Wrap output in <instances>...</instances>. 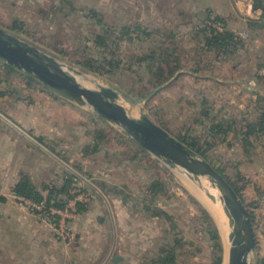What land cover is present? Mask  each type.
Returning <instances> with one entry per match:
<instances>
[{
	"label": "rangeland",
	"instance_id": "obj_1",
	"mask_svg": "<svg viewBox=\"0 0 264 264\" xmlns=\"http://www.w3.org/2000/svg\"><path fill=\"white\" fill-rule=\"evenodd\" d=\"M132 1L0 0V28L52 59L83 86L118 92L119 103L131 108L132 116L147 115L177 140L196 139L210 164L223 169L238 186L245 187V180L238 175L239 166H235L239 163L230 160L231 148L221 136H213L214 123L227 120L224 116L228 106L225 86L212 78L222 82L235 79L232 67L242 64V76L237 77L249 80L258 64L264 61V50L259 49L263 44L254 42L243 48H230L228 54L209 49L199 32L206 26L213 27L209 23L216 17L209 19L207 15H197L192 21L191 16L184 14L188 13L187 0H150L148 8L145 0ZM129 4L131 10H128ZM137 25L146 28L150 35L139 37L135 31ZM245 39L248 40L247 35ZM154 50L157 51L156 59L143 61ZM104 59L113 65L106 66ZM89 60H98V63L93 62L98 73L83 66ZM99 63L104 67L99 68ZM153 63L162 65L166 72L167 63L171 67L179 64L180 69L170 80L158 85L153 77L157 68L149 67ZM225 71H228L226 75ZM157 88L160 89L154 94ZM2 93L0 127L6 123L18 125L15 111L19 106H30L44 115L45 108L50 105L57 114L61 112L56 116V124L67 125V133L70 124L89 137L97 130L106 132L104 150H119L123 164L128 161L121 164L131 176L120 184V191L125 193L123 197H127L133 211L131 220L137 225L135 235L145 240V245L137 243L134 248L132 264H159L157 260L166 253L175 259L174 264H213L212 225L217 226L220 235L225 225L221 228L203 200L210 199L204 190L208 186L214 197L211 200L221 207L219 194L206 177L190 175L142 151L122 126L101 118L91 105L78 103L39 81L30 83L24 71L7 67L0 59ZM125 97L134 101L151 98L132 108ZM158 182L164 189L155 204L170 216V220L153 217V209L149 211L153 196L148 195V188L150 183ZM146 197L145 208L146 203L142 201ZM203 211L208 213L209 220Z\"/></svg>",
	"mask_w": 264,
	"mask_h": 264
},
{
	"label": "crops",
	"instance_id": "obj_2",
	"mask_svg": "<svg viewBox=\"0 0 264 264\" xmlns=\"http://www.w3.org/2000/svg\"><path fill=\"white\" fill-rule=\"evenodd\" d=\"M145 1L148 8L150 0ZM185 2L188 13L184 14L192 21L197 15L222 18L228 30L242 38L247 35L248 40L243 39L245 46L257 42L263 44L259 49L264 50V7L255 9L257 2L264 6V0ZM231 72L235 79L222 82L212 78L225 86L228 106H224L227 120L214 123L213 136H221L231 148L230 160L239 163L235 165L239 166L238 175L246 182L242 195L245 203L251 204L257 235L251 264H260L264 260V135L250 133L249 126L257 124L264 109V61L249 80L237 77L242 76V64L232 67ZM59 114L50 105L44 115L22 105L15 111L18 125L6 123L0 127V264H132L134 248L137 243L145 245V240L135 235L133 211L120 191V184L129 179L131 172L122 167L120 151L104 150V141H97L94 132L89 137L72 124L68 126L69 133L67 125L57 126ZM226 125L231 127L228 133L219 131ZM77 175L91 183L95 189H86L95 197L90 204L79 206L72 222L75 241L66 244L55 234L52 220L19 203L14 188L28 176L44 194L47 186L61 189L68 178L74 181ZM148 193L152 196L149 188ZM147 198L142 201L145 208Z\"/></svg>",
	"mask_w": 264,
	"mask_h": 264
},
{
	"label": "water",
	"instance_id": "obj_3",
	"mask_svg": "<svg viewBox=\"0 0 264 264\" xmlns=\"http://www.w3.org/2000/svg\"><path fill=\"white\" fill-rule=\"evenodd\" d=\"M0 59L28 75L36 76L45 86L58 92H66L75 100H83L91 105L101 117L122 126L142 148L163 159L169 166L179 167L196 177H206L218 192L221 208L230 221L228 229L231 245L227 264H251V254L257 246V235L249 209L212 164L171 136L147 115L139 118L132 116L131 108L119 103L121 97L115 90H93L83 86L63 71L56 62H51L52 59L39 54L36 49L1 28ZM159 89L157 88L154 94ZM151 97L135 101L125 97L124 100L134 108ZM118 259L116 257L114 261L117 262Z\"/></svg>",
	"mask_w": 264,
	"mask_h": 264
},
{
	"label": "trees",
	"instance_id": "obj_4",
	"mask_svg": "<svg viewBox=\"0 0 264 264\" xmlns=\"http://www.w3.org/2000/svg\"><path fill=\"white\" fill-rule=\"evenodd\" d=\"M260 7L261 8L264 7L263 3L257 2L255 4V9L260 8ZM209 19H211V18H209ZM213 20L216 23L224 25L225 30L224 31H218L216 28L209 27V26H206L202 30H200L199 35L204 36L205 46H207L209 49H214L216 51L222 50L223 52L228 54L230 48H238V47L243 48L246 45L245 41L243 40V38L241 36H239L235 32L228 30L226 28L224 20L222 18L216 17V19H213ZM135 31L138 32L139 37H141L142 35H147V36L150 35L148 30L141 25L135 26ZM102 44H104V43L102 42ZM156 54H157V51L154 50L150 54V56H145L143 58L144 59L143 61H145L148 58H149V60H150V58L155 60ZM50 61L53 62V60H50ZM93 62L98 63V60H89L88 62L83 64V66L85 68H88L91 71L98 73V70H97V68H95V64ZM103 63L106 66L108 64H109V66L113 65V62L108 61L106 59H104ZM104 64L99 63V68L104 67ZM6 66L9 68H12V69L14 68L13 66L8 65L7 63H6ZM116 66H117V68H119L120 67L119 63H117ZM167 66H169V67H168V71L166 72L165 68L162 65L156 66V63L149 65L150 69H152V70L154 68H157L156 69L157 70L156 76H153L155 84L161 85L164 82L170 80L172 77H174V75L180 69L179 64H177L175 67H171L170 63H167ZM27 76H28V81L30 83L38 81L37 77L34 75H28L27 74ZM62 93L65 94L68 98L75 100L68 93H66V92H62ZM2 95H4V94L3 93L0 94V96H2ZM76 101L79 103H85L83 100H76ZM101 118H103V117H101ZM226 127L227 128L223 127L224 129H221V127H219V131H221L222 133H228L230 131L231 127H229L227 125H226ZM249 132L250 133L257 132V133H262L264 135V109L261 111V113L259 115L257 124L249 126ZM105 133L106 132H104V130H97L95 132L96 140L99 142L104 141ZM126 134L129 135L130 138L133 139L135 142H137L129 134V132L127 130H126ZM179 141L182 142L183 144H185L191 150H193L197 155L201 156L202 158H205V160L208 161V159H206L205 151L199 145V143L196 139H192L189 142L186 138H180ZM137 144L142 151H147L144 148H142L138 142H137ZM216 169L227 180V182H229V184L233 187V189L235 190V192L237 193L239 198L244 202L246 207L249 209L251 219H252L253 224L255 226L254 213L252 212V210H250L251 204H246L244 199H243L242 191H243L244 187L238 186L236 182L230 180L228 175H226L224 173L223 169H221V168H216ZM72 179L73 178H70V179L68 178L65 186L61 189H58L56 187L51 186L52 189H51L50 196L48 199L49 204H54V205L59 206V207L63 206V203L65 202V199L68 196L69 188L73 182ZM49 187L50 186H47L46 189ZM163 189L164 188L161 186V184L159 182L158 183H152L150 185L149 191H150L151 195L153 196V198H151L149 205H148V206L152 207V208H149V211L151 209H153L152 210V216L153 217H158V218L165 217L168 220H170L171 219L170 216L165 211L158 208V206H156V204H155V202L158 199V195L163 191ZM14 192L17 196H22V197H25L27 199H31L33 201H41L44 197L43 192L38 190L32 184V182L28 176H24L22 178V180L15 186ZM203 212L205 214V217L209 220L210 217H209L208 213L206 211H203ZM212 226H213V230H212L213 240L215 242L213 264H224V245H223V242L221 239V235H220V232H219L217 226L215 224H213ZM157 261L159 262V264H174L175 259L172 257V255L170 253H166V255L161 256ZM152 264H154V263H152ZM260 264H264V260H261Z\"/></svg>",
	"mask_w": 264,
	"mask_h": 264
},
{
	"label": "built area",
	"instance_id": "obj_5",
	"mask_svg": "<svg viewBox=\"0 0 264 264\" xmlns=\"http://www.w3.org/2000/svg\"><path fill=\"white\" fill-rule=\"evenodd\" d=\"M209 24L218 31H223V26L221 24L213 21ZM243 37L245 38L246 35ZM86 186L91 187L92 185L85 177L77 175V178L72 182L68 196L61 207L48 203L52 189L51 186L44 191V197L41 201H33L17 195L16 198L21 205L27 207L32 212L43 214L47 219L52 220L55 234L61 241L68 244L75 239L72 222L78 214L79 206L90 204L95 197L94 192L87 190ZM91 188H93V186Z\"/></svg>",
	"mask_w": 264,
	"mask_h": 264
},
{
	"label": "bare ground",
	"instance_id": "obj_6",
	"mask_svg": "<svg viewBox=\"0 0 264 264\" xmlns=\"http://www.w3.org/2000/svg\"><path fill=\"white\" fill-rule=\"evenodd\" d=\"M204 190H205L206 194L210 198V199H208V198L207 199H203L204 202L207 204V207L210 209V211L212 212L214 217L217 219V221L220 224L221 228H222V226H224V225L226 226L227 225L226 228L224 226V228L220 229V230H223L221 236H223L222 238L225 241V246H226V263L225 264H227L228 251H229V248H230V245H231V240H230V237H229L230 236V229H228V225L230 224V221H229V218L226 215L225 211L218 204L215 203V200H211L212 198H214L211 189L208 186H206V187H204ZM221 206H222V204H221ZM225 230H226V232H225Z\"/></svg>",
	"mask_w": 264,
	"mask_h": 264
}]
</instances>
